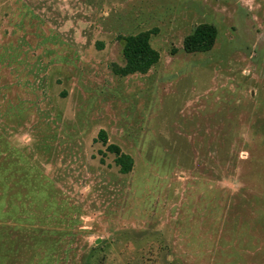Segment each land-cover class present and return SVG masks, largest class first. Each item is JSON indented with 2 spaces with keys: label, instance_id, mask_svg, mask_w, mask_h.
Segmentation results:
<instances>
[{
  "label": "rangeland",
  "instance_id": "374dc122",
  "mask_svg": "<svg viewBox=\"0 0 264 264\" xmlns=\"http://www.w3.org/2000/svg\"><path fill=\"white\" fill-rule=\"evenodd\" d=\"M0 264H264V0H0Z\"/></svg>",
  "mask_w": 264,
  "mask_h": 264
},
{
  "label": "trees",
  "instance_id": "16d2710c",
  "mask_svg": "<svg viewBox=\"0 0 264 264\" xmlns=\"http://www.w3.org/2000/svg\"><path fill=\"white\" fill-rule=\"evenodd\" d=\"M154 30H145L135 34L120 36L123 41L124 64L112 63V70L119 76H128L135 73H147L159 62L161 54L151 43ZM218 29L208 22L200 23L194 31L188 34L183 41L186 52L208 51L216 43ZM99 140L108 152L114 155V163L122 174L130 173L134 168V158L124 152L120 145L109 143L105 129L99 131ZM97 140V139H96Z\"/></svg>",
  "mask_w": 264,
  "mask_h": 264
}]
</instances>
